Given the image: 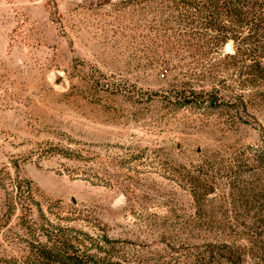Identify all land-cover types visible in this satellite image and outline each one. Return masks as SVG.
Listing matches in <instances>:
<instances>
[{"label":"rangeland","instance_id":"374dc122","mask_svg":"<svg viewBox=\"0 0 264 264\" xmlns=\"http://www.w3.org/2000/svg\"><path fill=\"white\" fill-rule=\"evenodd\" d=\"M167 18L148 0H0V264H39L55 234L91 264H221L206 238L256 214L226 173L201 204L182 175L263 143L264 86L240 89L242 62ZM215 78L225 104L181 105Z\"/></svg>","mask_w":264,"mask_h":264},{"label":"trees","instance_id":"16d2710c","mask_svg":"<svg viewBox=\"0 0 264 264\" xmlns=\"http://www.w3.org/2000/svg\"><path fill=\"white\" fill-rule=\"evenodd\" d=\"M148 1L157 3L168 11L167 21H177L179 36L185 44L197 47L203 55H223L232 59L235 64L242 62L243 65H238L245 68V71L233 78L234 84L240 89L264 86V0ZM230 40L234 42L235 51L233 54H223L222 49ZM246 60L251 63L245 66ZM225 82L215 78L212 91L199 92L201 96L197 99L184 95L181 105H207L216 108L225 104L219 99L221 87L224 86L221 84ZM212 92H215L214 99L211 97L214 95ZM255 94L263 95L264 91L259 88ZM249 95L251 100L254 94ZM239 96L244 104L243 95ZM202 166L207 170L199 172V175H182V179L194 189V199L198 203H203V196L206 198L211 193L215 197L216 192L213 191L218 184L215 174L222 172L226 173L227 178H222L225 183L234 187L231 198L235 205L240 209L247 206L244 208L247 212L253 209L256 211V214L241 222L235 220L236 225L242 224L241 228L235 229V226H230V222L223 226L221 223L218 233L211 239L206 238L205 246L209 256L207 263L244 264L249 255L264 262V141L257 147L245 146L228 160L205 161ZM240 172L245 174L242 176ZM230 228L234 232L225 233ZM66 238L61 239L55 234L52 245L49 248L44 246L41 250L38 257L42 261L39 264L92 263L93 260L88 255L82 254Z\"/></svg>","mask_w":264,"mask_h":264},{"label":"water","instance_id":"95a60500","mask_svg":"<svg viewBox=\"0 0 264 264\" xmlns=\"http://www.w3.org/2000/svg\"><path fill=\"white\" fill-rule=\"evenodd\" d=\"M88 1V0H87ZM226 50L228 52H233L234 51V45H233V42L229 41L227 44H226Z\"/></svg>","mask_w":264,"mask_h":264}]
</instances>
